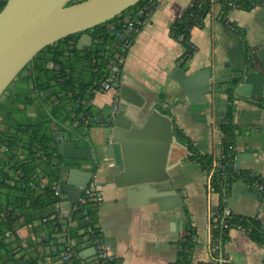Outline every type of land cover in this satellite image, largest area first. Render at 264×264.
<instances>
[{
  "label": "crops",
  "instance_id": "obj_1",
  "mask_svg": "<svg viewBox=\"0 0 264 264\" xmlns=\"http://www.w3.org/2000/svg\"><path fill=\"white\" fill-rule=\"evenodd\" d=\"M190 2L160 1L129 47L121 68L127 80L154 91L174 84L169 80V70L179 65L187 46L174 37L170 29ZM221 8L220 4L213 5L204 17V24L191 28L190 41L195 51L188 59L187 72L208 66L216 57L226 56V47L230 44L227 32H235L232 29L235 25L244 29V39L239 36L248 45L264 44V5L248 10L229 9L226 20L221 18ZM115 93V89L95 91L91 100L94 113L100 114ZM168 93L164 99L168 101L165 112L171 116L173 125L182 129L199 152L219 158L223 152L221 123L227 110L228 94L208 93L205 100L193 102L183 94L176 100ZM32 113L35 115V108ZM234 123L236 167L264 177V106L236 99ZM102 133V127L95 121L88 140L96 145ZM84 143L82 145H89L87 140ZM84 165L94 171L101 188L102 201L94 207L93 213L115 254L114 264H172L178 258L187 220L196 229V244L188 264L215 263L216 254L211 247L214 241L211 210L220 205L222 196L219 192H208L206 171L191 156L169 169L172 182L183 197L186 214L181 210L162 212L154 204L140 208L130 205L125 186H119L113 177L122 166L110 167L93 160ZM225 204L236 214L260 217L264 224V201L244 178L236 177L231 181ZM227 233L223 243L226 260L232 264H264V245L254 241L245 229L234 226Z\"/></svg>",
  "mask_w": 264,
  "mask_h": 264
},
{
  "label": "water",
  "instance_id": "obj_2",
  "mask_svg": "<svg viewBox=\"0 0 264 264\" xmlns=\"http://www.w3.org/2000/svg\"><path fill=\"white\" fill-rule=\"evenodd\" d=\"M71 1L7 0L0 9V97L42 48L119 16L140 0ZM227 35L230 44L226 56L216 57L208 66L191 72L181 65L173 67L169 80L174 84L165 85L160 91L137 86L122 73L114 82L116 93L99 123L103 133L96 145L77 131L72 136L62 130L55 136L63 157L81 160L63 166L61 189L69 197L62 203L64 215L70 213L71 200L76 199L80 187L94 175L84 160L122 166L113 177L119 186H125L130 205L140 208L154 204L162 212L181 210L186 214L183 197L173 184L169 169L192 152L177 139L171 116L165 112L168 92L176 100L183 94L188 101L199 102L208 93L228 94L232 90L236 99L264 106V44L248 45L236 32L228 31ZM92 43L93 36L85 31L77 47ZM76 134L89 145L80 144ZM186 235L185 226L182 241ZM94 252L91 247L81 254Z\"/></svg>",
  "mask_w": 264,
  "mask_h": 264
},
{
  "label": "trees",
  "instance_id": "obj_3",
  "mask_svg": "<svg viewBox=\"0 0 264 264\" xmlns=\"http://www.w3.org/2000/svg\"><path fill=\"white\" fill-rule=\"evenodd\" d=\"M75 1L78 0H72L71 3ZM142 1L143 0L138 3H142ZM219 1L222 4L220 12L221 18L226 20V12L229 9L234 8L226 5L228 0ZM236 1L239 3V8L248 10L255 7L254 3L259 0ZM6 2L7 0H3L0 3V9H2ZM212 8L213 5L210 0H203L201 4L196 0H192L191 4L185 8L184 12L171 25V34L174 37L179 38L187 46V50L182 57L183 60L179 62V65L185 69L188 68V59L192 57L195 51V47L192 46L193 44L190 41L191 28L195 25L202 26L204 24V17L212 10ZM116 19H119L118 23L113 22ZM110 23H114L118 28L121 27V16L113 17L112 19L85 30L93 36V43L91 45H85L82 48H78V39L85 31L75 32L45 46L33 57L32 60L29 61L28 64H31V66H24L31 69L30 76L32 78V85L26 93L21 95V100L25 104L35 103L34 108L36 109L37 115L35 121L29 120L30 123L27 116L26 118H21L19 122L23 125L28 124V126L33 127V134L31 135V140H29V142L31 141L34 147L44 150V152L49 155L55 152L62 156L61 151L57 146V140L52 133V129L50 130V126H48L49 124L46 125L47 121L51 122L54 118L59 120L57 114L51 113L48 116L44 111L46 109L45 100L49 99V96L52 94L58 95L56 101H53V107L55 109L59 104H65L71 108V118L66 116V119H71V122L66 123L64 117L61 120L67 128H76V119L84 121V123L86 122L85 124L88 126L93 125L91 121L87 122L88 112L95 115L91 103L95 94L94 89L96 87V85L93 86V77L97 75L99 78H104V73L107 69L108 50L111 43L115 40L114 37H116V33L115 36L110 35ZM232 29L244 39V29L239 28L236 25L233 26ZM81 65H85L90 69L92 77L91 81L83 79V72L81 73L78 71V66ZM50 71L52 75L48 74ZM62 77L64 79L60 80ZM42 92H45L48 97H43ZM62 94L65 95L64 103L61 99L63 96ZM10 96L13 95L10 94ZM228 99L227 110L221 123V128L224 134L223 159L229 161V164L225 173L216 171L213 179L215 189L220 192L221 196H227L229 184L236 177L244 178L253 189L256 183H264V177H261L257 173L248 170H235L230 164V161H232V159L234 161L235 159V152L229 147V144L234 142L236 135V125L234 123L236 96L232 90L228 91ZM10 120H14V117L10 118ZM173 127L177 139L186 144L192 152L190 156L199 162L206 172L209 171L213 157L209 154L199 152L194 148L188 138L184 136V133L179 126L173 125ZM2 141L6 143L9 142L10 144L14 143L13 139L6 136L2 137ZM22 150L25 153L30 150V143L27 145L25 138H23ZM29 156L28 160L19 163V166L24 171L22 176L23 180H25L30 173L35 172L39 167H42L43 173L48 174L51 178L63 177L65 170L64 167L56 168L49 164L38 162L37 157L35 156L31 159ZM1 173H4L5 177H9V173L5 170H1ZM0 191V211L2 208H8L9 206L18 208L21 210V215L16 217L23 222L37 219L47 211L52 210L54 203L58 199V197L51 192L37 194L26 187H23V184L19 180L12 185L6 182H0ZM259 197L261 201H264V187ZM225 205V201L222 199L219 206L220 210H223ZM94 216L93 213V217ZM80 217L81 209L74 207L71 210V218L79 220ZM222 218L223 217H221L217 223H214L213 227L214 239L217 240L219 245V249L215 251L216 261L214 264H232L230 261L226 260L223 250V243L226 240L228 236L227 232L231 227L235 226L245 229L254 241L264 245V224L260 217L255 215L244 216L233 212L225 217V221L229 224L228 227H223ZM15 220L16 219L13 218L10 213H6L0 221V264H31L36 261L34 256L27 254L25 251L17 250L13 247L10 240L4 238V230L10 227L11 223ZM83 226L84 223L79 220L77 226L68 231L69 237H74L78 245L85 242L83 239L84 233L80 230ZM186 228V239L181 242V247L178 251V258L172 264H188L191 260L190 255L196 244V229L190 220H187ZM56 238L58 239L56 242L58 248L57 252H59L63 248L65 241L60 240L61 235H57ZM75 257H78V253ZM220 258H223V260H220ZM114 263L115 261L110 264ZM199 264L213 263L201 261Z\"/></svg>",
  "mask_w": 264,
  "mask_h": 264
},
{
  "label": "built area",
  "instance_id": "obj_4",
  "mask_svg": "<svg viewBox=\"0 0 264 264\" xmlns=\"http://www.w3.org/2000/svg\"><path fill=\"white\" fill-rule=\"evenodd\" d=\"M2 1L3 0H0V3ZM160 1L161 0H143L142 3H137L131 6V12L126 14L124 11L119 15L121 16V27L118 28L114 23L109 24V29L116 33L117 39L111 45L113 51L108 54L107 69L104 73V78L100 82H95V91L115 89L114 82L117 81L122 74L121 68L126 59L130 45L137 37V34L141 30L145 21L150 17V14L159 5ZM196 1L200 4L203 2V0ZM210 1L212 2V5H222L219 0ZM254 4L255 7L264 5V0H259ZM226 5L232 8H239V3L236 0H228ZM182 60L183 58L180 59V61ZM103 112L104 111L98 115H92L88 112L87 120H93L100 123L104 118ZM229 147L236 154L237 146L235 142L230 143ZM32 154L37 157L38 162L49 164L51 166H64L55 152L49 155L42 149H35ZM14 155L18 156L20 163H22L28 160L30 154L23 152L22 147L15 149L10 143L0 140V157L2 161L5 163H11ZM223 157L224 149L219 158L213 159L209 171L206 172L207 189L210 194L219 192L216 191L214 186V173L216 171L225 173L229 164V161H225ZM230 164L235 170H238L233 159L230 161ZM23 174V169L19 167L16 177L12 178L9 173V177L0 176V182H6L12 185L15 184L17 179L23 184V187H26L37 194L51 192L58 197L52 210L47 211L41 215V217L28 222H23L17 219L16 216L21 215V210L18 208L9 206L8 208H2L0 211V221L6 213H10L11 216L16 219L11 223L10 227L4 230V238L10 240L13 247L17 250L25 251L27 254L34 256L36 261L31 264H110L111 262L116 261L115 254L110 250V245L104 237L101 225L93 217L92 213L94 207L98 206L102 201V192L99 183L95 178V173L87 184L80 187L76 199L71 200L70 213L67 216L62 212V203L69 200L68 194L61 189L64 174L62 178H51L48 174L43 173L42 167H39L35 172L30 173L25 180H23ZM254 186V190L259 197L264 187V183L259 182ZM222 199L223 201H226L227 196H222ZM219 206L220 205H217L211 210L213 224L217 223V221L223 217L221 219L222 225L223 227H228L229 224L225 221V217L233 213V211L227 205L224 206L223 210H220ZM74 207L81 209V217L79 220L84 223L83 228L80 230L84 233L83 239L85 242L81 245H78L76 239L74 237H69L68 234V231L71 228H75L79 222L78 219L71 218V210ZM57 235H61L60 240L65 241L63 248L59 252H57ZM90 247H93L95 252L88 256H83L81 254L82 251ZM211 247L214 251L219 249L216 239H214ZM77 253L78 257H75ZM220 260H223V258H220Z\"/></svg>",
  "mask_w": 264,
  "mask_h": 264
},
{
  "label": "rangeland",
  "instance_id": "obj_5",
  "mask_svg": "<svg viewBox=\"0 0 264 264\" xmlns=\"http://www.w3.org/2000/svg\"><path fill=\"white\" fill-rule=\"evenodd\" d=\"M131 10H132V7H130L127 10H125V13L126 14L129 13V12H131ZM118 21H119V19H116L113 22L118 23ZM124 33L126 34L125 31H124ZM110 35H114L115 36V32L110 30ZM114 39H115L114 41H116L117 37H114ZM112 43H111V45H112ZM112 51H113V48L110 46V48L108 50V54L110 52H112ZM27 65H29V64H27ZM26 69H27V67H24V68H22L19 71V73L15 76V78L12 80V82L9 84V86L4 90V92L2 93V96L0 97V101H1L2 97L3 98L5 97L3 102H6L7 105H5V107L6 108L8 107L10 109V111L13 112V116H12V117H14L13 121H19L21 118H24V117L26 118V116L28 117L27 118L28 121L29 120H31V121H35L36 120V115H34L32 113L33 110H34L35 103L34 104H32V103L31 104H25L21 100V95L26 93L29 90V87H31V85H32L31 76L30 75L29 76L24 75ZM78 71L81 72V73L83 72V79H85L86 81H91V79H92L91 71H90V69L88 67H86L85 65L78 66ZM48 74L52 75L51 71ZM101 79H102V77L99 78L97 75H95L93 77V84H94L93 86H95V82H100ZM12 87L15 88V90L12 92L13 96H6L7 93L11 90ZM62 95L63 96L61 97V99H62V101L64 103L65 102V95L64 94H62ZM45 101H46L45 106H46L47 110L45 109L44 111H45V113L48 114V116H49V114L54 113V114H57V118L59 117V120H62V118L64 117L66 123L71 122L70 121L71 119H68V118H71V115H72L71 114V110H70L71 109L70 106L68 107L65 104H59L58 107H56V109H55L53 107V101L51 100V98H49V99H47ZM54 101H56V100H54ZM108 107H109V103L104 105L103 111H105V110L107 111ZM27 112H28V114H27ZM10 114H7V116L10 117ZM1 115L3 116V113H0V116ZM66 116H68L67 119H66ZM3 117H6V116L4 115ZM53 120H58V119L54 118ZM76 121H77V127L74 128L73 130H71L72 128L68 130V128H67V126L65 124H64L65 127L62 126L63 129L69 131V135H73L74 136L75 134H74L73 131H77L82 136H84V138H88V136L91 135L92 128L95 127V124H94L95 121L87 120V122L91 121V123L93 124L91 126L86 125L85 124L86 122L84 123V121L77 120V119H76ZM29 123H30V121H29ZM51 123H52V121L51 122L50 121L46 122V125L49 124L48 126H50V130L52 129L51 128V126H52ZM78 140H79L80 144H85L84 143L85 140L82 137H80V138L78 137ZM57 157H58L59 160H63L64 163H68L69 165L70 164H74V162H76V164H77V162L81 161V160H77V159L61 157L59 154H57ZM90 161H92V160H90ZM82 162L86 163L87 161L84 160ZM53 167L59 168L58 165L53 166Z\"/></svg>",
  "mask_w": 264,
  "mask_h": 264
},
{
  "label": "flooded vegetation",
  "instance_id": "obj_6",
  "mask_svg": "<svg viewBox=\"0 0 264 264\" xmlns=\"http://www.w3.org/2000/svg\"><path fill=\"white\" fill-rule=\"evenodd\" d=\"M29 66H31V64H29ZM30 73H31V69L27 67L24 75L29 76ZM62 79H64V78L63 77L60 78V80H62ZM14 90H15V88L12 87L6 96H10V94H12V92ZM43 97L47 98L48 95L44 92ZM57 97H58L57 94H52L51 96H49V98H51L52 101L56 100ZM4 99H5V97L4 98L2 97L1 101H0V113H3V116L4 115L6 116V117H3L2 115L0 116V140L2 141L3 136H6L10 139H13L14 143L11 145L16 149V148L22 147L23 138H25L27 145L30 143V150L27 153H29L30 157L32 158L34 155V154H32V153H34V150L40 149L38 147H34L32 145L31 141L29 142V140H31V135L33 134V127L28 126V124L23 125L19 121L10 120V118H12V116H13V112H11L8 107L7 108L5 107V105H7V104H6V102H3ZM7 114H10V117L7 116ZM35 115H37V113H35ZM7 117H9V118H7ZM51 124H52V126H51L52 133L54 136L59 135L60 132L62 130H64L62 127V126H64V123L61 120H59V121L53 120ZM61 157H63V156H61ZM60 161L64 164L63 160H60ZM19 163H20V159L16 155H14L11 163L3 162L1 157H0V176L5 177L4 176L5 174L1 173V170H5L6 172L10 173V176H12V178L16 177V174L18 172V168L20 167ZM60 167H62V166H60ZM16 181H17V179H16ZM16 181H15V183H16Z\"/></svg>",
  "mask_w": 264,
  "mask_h": 264
}]
</instances>
